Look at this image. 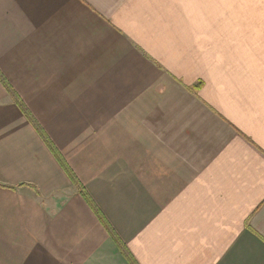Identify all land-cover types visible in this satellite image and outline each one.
I'll return each mask as SVG.
<instances>
[{
    "label": "crops",
    "instance_id": "obj_1",
    "mask_svg": "<svg viewBox=\"0 0 264 264\" xmlns=\"http://www.w3.org/2000/svg\"><path fill=\"white\" fill-rule=\"evenodd\" d=\"M85 193L138 264H264V0H0V264H131Z\"/></svg>",
    "mask_w": 264,
    "mask_h": 264
},
{
    "label": "trees",
    "instance_id": "obj_2",
    "mask_svg": "<svg viewBox=\"0 0 264 264\" xmlns=\"http://www.w3.org/2000/svg\"><path fill=\"white\" fill-rule=\"evenodd\" d=\"M201 81H198L197 83H195V87H199L201 85ZM40 132L44 138V140L46 141V143L48 144V146L50 147V149L53 151V153L55 154V156L57 157V159L61 162V164L65 167V169L69 172L71 178L76 181V176L74 175V173L70 170L69 166L67 165L64 157L61 155V153L58 151V149L54 146V144L52 143V141L49 139V137L41 131ZM85 197L87 199V201L89 202V204L91 205V207L93 208V210L97 213V215L101 218L102 222L105 224V226L107 227V229L111 232V235L113 236V238L115 239V241H117L119 243V246L122 250V252L125 254L126 258L129 260V262L131 264H138V262L136 261V259L134 258V256L131 254V252L128 250V248L125 247V245L120 243V240L118 239V237L116 236V234L114 233L113 229L110 227V225L108 224V222L105 220L104 216L102 215L101 211L98 209L97 205L94 203L93 199L90 197L89 194L85 193Z\"/></svg>",
    "mask_w": 264,
    "mask_h": 264
}]
</instances>
